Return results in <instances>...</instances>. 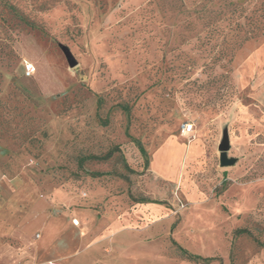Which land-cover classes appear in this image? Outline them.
<instances>
[{
    "label": "rangeland",
    "instance_id": "374dc122",
    "mask_svg": "<svg viewBox=\"0 0 264 264\" xmlns=\"http://www.w3.org/2000/svg\"><path fill=\"white\" fill-rule=\"evenodd\" d=\"M218 5L0 0V198L20 196L13 224L40 206L81 218L99 257L136 243L141 264H196L179 247L264 264V35L215 61L204 9Z\"/></svg>",
    "mask_w": 264,
    "mask_h": 264
},
{
    "label": "crops",
    "instance_id": "0c3cea01",
    "mask_svg": "<svg viewBox=\"0 0 264 264\" xmlns=\"http://www.w3.org/2000/svg\"><path fill=\"white\" fill-rule=\"evenodd\" d=\"M20 201V196L0 198V211L4 210L0 212V235L5 233L19 243H4L0 238V264H141L136 243L124 246L125 253L117 259L104 253L99 257L102 246L90 242L86 224L77 218L81 227L74 225L68 211L49 217L46 211L39 212V206L33 222L24 218L13 224L11 213ZM81 214L76 211L73 215Z\"/></svg>",
    "mask_w": 264,
    "mask_h": 264
},
{
    "label": "trees",
    "instance_id": "16d2710c",
    "mask_svg": "<svg viewBox=\"0 0 264 264\" xmlns=\"http://www.w3.org/2000/svg\"><path fill=\"white\" fill-rule=\"evenodd\" d=\"M218 1L217 10L207 8L204 14L208 24L214 26L210 31L221 37L216 42L215 61L227 60L229 63L247 42L264 35V0H246L245 3L239 0ZM241 17L244 18L242 22L239 20ZM179 250L184 260L196 264H209L214 260L213 257L190 253L182 247Z\"/></svg>",
    "mask_w": 264,
    "mask_h": 264
},
{
    "label": "water",
    "instance_id": "95a60500",
    "mask_svg": "<svg viewBox=\"0 0 264 264\" xmlns=\"http://www.w3.org/2000/svg\"><path fill=\"white\" fill-rule=\"evenodd\" d=\"M62 50L66 56V59L71 67H75L77 65V60L72 54L70 48L68 46H62ZM230 149V142H229V134L228 131L225 130L223 133L222 141L219 145L220 150V165L222 167L233 166L237 163L238 159L236 157H231L228 154Z\"/></svg>",
    "mask_w": 264,
    "mask_h": 264
},
{
    "label": "built area",
    "instance_id": "2783aa9c",
    "mask_svg": "<svg viewBox=\"0 0 264 264\" xmlns=\"http://www.w3.org/2000/svg\"><path fill=\"white\" fill-rule=\"evenodd\" d=\"M24 72L26 76H32L36 72V66L32 62L26 61L24 63ZM193 127L194 124L192 123H188V122L184 123L182 126L183 135H190V133L193 131ZM73 224L76 226H80V221L75 218L73 219Z\"/></svg>",
    "mask_w": 264,
    "mask_h": 264
}]
</instances>
